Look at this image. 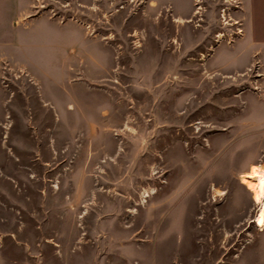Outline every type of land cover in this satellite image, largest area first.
<instances>
[{"label": "rangeland", "instance_id": "374dc122", "mask_svg": "<svg viewBox=\"0 0 264 264\" xmlns=\"http://www.w3.org/2000/svg\"><path fill=\"white\" fill-rule=\"evenodd\" d=\"M240 0H0V264H264V60Z\"/></svg>", "mask_w": 264, "mask_h": 264}, {"label": "crops", "instance_id": "0c3cea01", "mask_svg": "<svg viewBox=\"0 0 264 264\" xmlns=\"http://www.w3.org/2000/svg\"><path fill=\"white\" fill-rule=\"evenodd\" d=\"M248 16V38L261 48L264 60V0H240Z\"/></svg>", "mask_w": 264, "mask_h": 264}, {"label": "bare ground", "instance_id": "6f19581e", "mask_svg": "<svg viewBox=\"0 0 264 264\" xmlns=\"http://www.w3.org/2000/svg\"><path fill=\"white\" fill-rule=\"evenodd\" d=\"M242 182L252 190L256 202L261 203L255 221L264 226V167L253 165L250 171L242 175Z\"/></svg>", "mask_w": 264, "mask_h": 264}]
</instances>
